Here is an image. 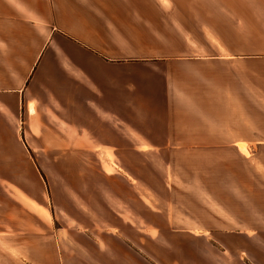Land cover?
I'll list each match as a JSON object with an SVG mask.
<instances>
[{"label": "crops", "instance_id": "0c3cea01", "mask_svg": "<svg viewBox=\"0 0 264 264\" xmlns=\"http://www.w3.org/2000/svg\"><path fill=\"white\" fill-rule=\"evenodd\" d=\"M209 1L0 0V264H264V176L252 164L264 156V1L208 11ZM105 152L187 159L183 174L207 193L231 189L228 202L216 196L218 213L200 209L216 226L158 231L201 242L188 259L175 250L164 263L141 243L158 224L126 194L154 185L82 161ZM116 169L120 178L105 173ZM47 171L69 173L71 193L96 212L57 226L23 202L16 190L44 207L26 177ZM226 175L239 180L212 187ZM209 238H220L215 250Z\"/></svg>", "mask_w": 264, "mask_h": 264}, {"label": "rangeland", "instance_id": "374dc122", "mask_svg": "<svg viewBox=\"0 0 264 264\" xmlns=\"http://www.w3.org/2000/svg\"><path fill=\"white\" fill-rule=\"evenodd\" d=\"M263 1L264 0L256 1L258 9H261V6H263ZM210 4H213L216 7H218V4H220L222 5V10L228 9L229 7L228 0H210L206 3V10L208 11L219 10V8L209 7ZM239 24L241 25L240 22ZM7 142L10 148H15L13 146V142ZM108 153H99L97 156L82 158V161L90 165L98 166L99 168H102V170L104 168L113 170V168H118L119 166L122 171L130 174L133 177L134 175L131 174L129 170H135L138 175L144 177L145 181L151 185H154L153 189H143L144 186L138 185L137 190L140 191V193L126 194V199L130 203L129 208L131 207L137 210V213L139 212L142 214V216H147L150 221L155 220L158 224L157 227L159 230L156 228L155 230L151 231L154 232L151 242L149 244L146 243L148 240L147 237L142 236L143 239L141 240V243L143 245L150 246V250H156L158 253H160L164 259V263H168V259H165V253L174 252L175 250L179 252L175 255H180V257L188 259V253L184 252V249L189 250L191 246L193 248H196L197 246L200 248L199 246H201V242H194L189 246V241L183 236L166 235L165 237H161L158 235V231L162 230L166 233L169 229L181 231L188 228H199L200 220L205 221V219L210 220L209 223L214 225L215 222L211 219L212 217H210L208 214H204L200 209L203 207L212 214L214 212L218 213V206L216 204L219 202L215 200L216 196L217 198L218 196L221 198L223 197L225 202H228L231 196V189H222L217 192V195L211 194L213 191H215L214 189L209 190L211 193H207V190L203 188L202 181L204 180L198 178V175L194 177H187L186 174H183V167L186 164L187 159H183L182 161V158H141L132 154L119 156L115 155L113 152ZM44 159L46 164H53V158L45 157ZM210 159L217 164L222 162L221 165H223L228 158L215 156L210 157ZM164 161H167V165L164 163ZM254 165V174H258V179H260L262 176H264V156L257 158ZM164 166L166 168V172L160 175L158 172L163 171ZM117 172L120 171L116 169L113 173H105L112 177L114 175L115 177L120 178ZM251 174V171L245 173L246 176ZM41 175L42 177L39 176L36 179L30 176V178L26 177V182L28 181L27 188L30 187L27 193L31 198L32 194H35V196L38 198V203L43 204L45 208L37 204L34 200L28 198L21 190H16V192L19 194L20 199L23 202H29L30 205L38 212L43 213L47 217H49V214H53L54 218L56 217L57 226H59L60 223L65 224L71 222L70 212H76L79 210V212L89 214L90 216L96 212L95 208L90 203L87 204L82 200H78L77 196L71 193V176L69 173L63 174V177H60V174L53 171L43 172ZM187 180H190L195 184H192L193 186L187 188V186H185L186 184H184V182L186 183ZM233 180L237 181L239 178H235L233 175H226L222 178L219 176H212L211 183L213 187L215 183L230 184ZM114 184L115 188L118 187V185L113 182V179H111V188H114ZM60 189L62 190V195L64 197L62 200L58 196ZM56 192H58V195ZM119 194H121V197L123 196L122 193L119 192ZM70 196H72L74 203L72 209L67 205ZM138 196L141 197L142 202H140V199L138 200ZM110 200L112 203L117 202L116 196L110 197ZM77 204L78 209L76 206ZM62 205L66 206L67 209L61 208ZM115 208L117 210L118 208L121 210V207H118V205H115ZM142 223L144 224V222ZM217 227L219 229L225 228L221 226V224H219ZM141 228L144 227L142 226ZM136 234L132 231L128 232V236L131 240L138 239ZM214 240L218 241L220 238L207 239V242H209V247L213 248V250H215L213 247L214 244L217 243H215ZM221 242L229 245V239L227 238H221ZM211 254V252H207L208 257H211V260H213L214 258ZM224 256L227 258V261L231 260L228 252H226ZM227 261L225 260V262Z\"/></svg>", "mask_w": 264, "mask_h": 264}, {"label": "bare ground", "instance_id": "6f19581e", "mask_svg": "<svg viewBox=\"0 0 264 264\" xmlns=\"http://www.w3.org/2000/svg\"><path fill=\"white\" fill-rule=\"evenodd\" d=\"M256 161H253V165L255 164ZM255 166V165H254Z\"/></svg>", "mask_w": 264, "mask_h": 264}]
</instances>
